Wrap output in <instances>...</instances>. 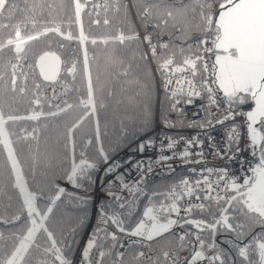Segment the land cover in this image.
Returning <instances> with one entry per match:
<instances>
[{"label": "snow or ice", "instance_id": "6c2138e0", "mask_svg": "<svg viewBox=\"0 0 264 264\" xmlns=\"http://www.w3.org/2000/svg\"><path fill=\"white\" fill-rule=\"evenodd\" d=\"M24 4L25 7L21 9L15 0H0V17L5 12L10 14L9 19L15 12L25 13V19L14 25L0 23V29H11L7 38L0 39V148L6 153L11 187L16 190L21 201L19 210L11 216L0 214V224L8 227V235L0 230V264H73L70 257L76 244L77 229H62L57 236L47 225V221L57 201L64 195L78 202L76 207L84 212L86 218L91 197L66 193L65 188L56 185L54 195L49 196L44 209H40L37 200H44V197L29 190L12 139L16 133L9 130V125L22 120L39 121L41 117H57L75 108L82 109V114L70 125H65V159L71 161L65 172L66 179L73 187L87 191L95 184L94 173L104 164L106 167L103 168L104 176L101 177V190L108 198L97 207L98 223L81 252V264H104V257L110 254V250H104V242L109 239L112 241L111 248H115L117 244L125 247L116 232L108 231L109 225L114 226L119 233L140 238L131 240L129 247L162 238L165 234L172 233L176 227L195 229L196 231H185L177 236L180 243L174 252H163L166 264H264V0H189L188 3L176 0L171 5H164V0L157 3L132 0L131 4L112 0L113 9L119 13L122 8L125 17L131 9H135L145 30L149 23L157 19L163 6L165 18L153 23L154 29H161L158 33L161 36L164 34L162 26L167 27L170 20L173 21L174 28L188 36L192 30L188 20L189 12L199 17L195 30L201 35L186 48L177 47L170 42H153V33L146 31L143 42L148 51L134 53L127 62L116 50L106 53L105 60L109 66H124L127 63V67H123V71L119 73L126 77L131 75L132 61L137 55L140 60L147 62L151 59L156 63V71L164 90V98L160 102V117L166 128H174L177 123H183L186 118L185 106H195L196 111L192 116L199 117L188 126L200 128L203 139L198 135L186 140L181 151H177L179 141L170 136H164L159 146L153 138L142 140L137 150L142 154L146 149L155 148L158 156L135 162L131 157L124 161L113 157L128 140L138 133L148 131L152 126L150 84L141 85L139 80L130 81L141 88V92L128 98V104L136 110L130 117L133 123L130 127L121 128L111 151L99 144L95 159H90L87 150L93 141L87 139L79 145L77 157L76 130L85 119L95 117L97 113V90L93 84L87 48H83L82 61L86 98H80L77 104L61 99L53 86L60 77L62 64L67 76L75 80L77 61L71 59V54L68 61H62L55 51H43L36 56L34 63L25 62L28 58L26 45L49 34L61 38L57 41L61 49L65 48L63 41H76L81 46L87 43L123 46L127 42L140 41V34L136 31L126 34L122 30L101 38H90L85 34L82 14L88 9L87 14H95L96 17L92 23L99 25L100 10L103 9L106 13L109 9L107 0L103 4L95 0H71L70 9L65 6L64 0H24ZM37 15L42 19L38 21ZM38 23L41 25L39 30L23 34L28 24L36 29ZM110 23L109 19H103L105 26ZM73 25L78 26V34L72 31ZM193 47L195 52H192ZM5 50L11 54L7 61L3 60ZM178 54L182 57L180 63L176 62ZM26 68L34 74L35 69H38V76L42 78L39 82L33 79L31 89L27 83L29 73ZM188 72L191 77L185 75ZM96 79L99 81L98 76ZM174 81L176 86L172 87ZM45 82L48 86H53L51 98L44 95ZM29 91V103L33 106L30 114H14L13 104L19 103V99L26 97ZM69 91L71 89L65 86L61 96ZM197 99L201 101L199 105H196ZM53 100H60V103L53 104ZM45 103L55 110L45 113L42 110ZM242 105H250V110L244 111ZM99 107H104L102 101ZM170 113L176 114L177 121L169 119ZM236 117H243V122H236ZM229 121L231 123L226 125ZM217 125L229 129L224 131L220 139L213 134L217 131ZM242 128L246 130L249 141L243 146ZM95 129V139L99 142L98 120L95 121ZM37 135L36 128L20 129L22 140L36 139ZM165 140L167 144L164 143ZM206 142L207 153L204 151ZM193 147L199 150L193 153ZM166 150L171 154L165 155ZM245 152L249 153V157L244 156ZM193 155L198 158L193 160ZM206 155L223 160L224 165L199 170L190 168L188 171L196 174V179L182 177L171 182L165 191H160L155 185L149 188L148 177L154 172V166H163V170L174 173L175 168L168 161L178 157L184 165L207 164ZM233 163L239 165L242 183L238 182L240 177L233 174L230 167ZM126 164L131 167L125 168L123 172L119 171ZM133 170L137 177L133 180L126 179ZM108 176L113 178L104 183ZM117 187L118 191H115ZM124 192L128 195H123ZM6 195L11 201L12 197L0 185V199ZM142 197H147L142 215L135 227L128 230L125 223ZM185 198L187 202L181 204ZM181 212L184 213L183 216ZM193 213H199L201 218H192ZM80 223H83V219ZM205 232L210 237L208 242L204 239ZM41 233L44 236L43 243L38 240ZM218 234H226L223 241L226 248H221L216 243ZM189 236L194 240L186 244ZM148 247L151 251L150 243ZM186 251H190V257L181 256ZM124 255V252L116 253L119 264H123ZM141 258H146L150 264H159L158 257L153 259L142 251L133 256L136 261Z\"/></svg>", "mask_w": 264, "mask_h": 264}, {"label": "trees", "instance_id": "16d2710c", "mask_svg": "<svg viewBox=\"0 0 264 264\" xmlns=\"http://www.w3.org/2000/svg\"><path fill=\"white\" fill-rule=\"evenodd\" d=\"M21 9L25 7L24 0H15ZM95 2L103 4L105 0H95ZM109 4V9L105 13L103 9L100 10L99 18L101 23L99 25L92 23L96 18L95 14L89 16L87 14L88 9L82 14V23L85 34L91 37L101 38L106 36H111L116 34L118 30L124 31L126 34L131 31H140L142 36L145 35L146 31L153 33L154 42L157 40L161 42H170L171 44L177 47H187L188 44L194 43L196 37L200 36L201 33L195 30V25L199 23L198 15H195L189 12L188 20L190 21L191 32L188 36H184L177 28H174L173 21H169L167 27L162 26L164 32L163 36L165 38L160 40L158 33L161 29H154L153 23L159 22V19L165 18V8L162 6L159 10L157 19L153 23L151 30H145L139 18L136 16L135 9H131L128 16L125 17L124 11L121 8V11L117 13L111 6L112 0H107ZM123 2H128L131 4L132 0H122ZM150 2L157 3L159 0H150ZM176 0H164V5H171L175 3ZM185 3H188L189 0H184ZM65 6L70 9L71 0H64ZM198 11V9H197ZM9 13L5 12L3 17H0V23L6 24H16L25 19V13L15 12L12 14V18L9 19ZM37 20L42 19L37 15ZM47 18L46 16L44 17ZM66 20V15L63 16ZM107 18L110 20V24L105 26L103 24V19ZM41 25L38 23L36 29H33L31 24H28L27 28L24 29L23 34H28L33 31L39 30ZM72 31L75 34H78V26L73 25ZM11 32V29L4 28L0 29V39H5ZM60 37L55 36L54 34H49L47 36L41 37L38 40L31 41L26 45V50L28 52L27 63H34L36 56L43 51H55L58 55L61 56L62 61H68L71 54V59L77 61V73L76 78L73 81L71 77L63 71L64 65H61L62 71L58 81L53 85L57 87L56 94L60 96L61 99H67L70 103L77 104L80 98H86V83L83 79L82 74V61H83V48H87L90 68L93 77V84L96 88V98H97V113L95 117H90L85 119L80 127L76 130L75 137L77 141V150L76 155L79 156V145H82L87 139L93 141L92 145L89 146L87 150V155L90 159H95L96 157V148L99 144H102L106 150L111 151L112 145L114 144L117 136L120 134L122 127H130L132 125V120L130 117L135 114V109H133L128 104V98L134 96L137 93L141 92V88L136 84L130 83V81L139 80L141 85L150 84L152 86V100L151 107L153 112V122L150 129L143 133H138L137 136L128 140L120 148L123 149L127 145L131 144L137 137L149 133L153 128V123L155 117L161 121L160 113L161 107L160 102L164 98V90L161 84V79L159 73L156 71V63L149 59L147 62L137 58L132 61L131 75L122 76L119 75L123 71V67H127V63L124 66L116 65L109 66L106 64L105 56L106 53L116 50L121 54L122 58L127 62L132 59L134 53L146 52L148 51L146 43L140 41L127 42L125 45L121 46L119 44H109L103 45L98 43L97 45H92L90 43L85 44L84 46L79 45L76 41L68 42L63 41L65 48L61 49L57 41L60 40ZM51 42V43H49ZM196 49L193 47L192 52H195ZM187 54V53H186ZM11 54L5 50L3 60L7 61ZM182 57L178 54L176 56V62L180 63ZM15 62V61H13ZM28 71V85L31 89L33 79L37 82L41 80L38 76V72L35 69V74L32 70L25 69ZM97 76L99 81H97ZM7 79V77H6ZM199 80V76H197ZM53 86H48V83L45 82L44 95L51 98L53 95L48 93V90L52 91ZM71 89L66 95H62L64 87ZM78 90V91H77ZM111 93V95H109ZM31 99V92L27 94L26 97L19 99V103L13 104L14 114L17 115H28L30 114L33 106L29 103ZM143 99V96H141ZM100 101L103 102L104 107H99ZM53 104L60 103V100H53ZM250 105H242L241 108L246 110ZM45 113L49 111H54L55 108H50L47 103L44 104L43 109ZM82 114V109L75 108L69 113L61 114L57 117H41L39 121H30L22 120L17 122L15 125H9V130L16 133L12 136L14 141V147L18 159L20 160L25 178L29 185V190L38 193L44 197V200H37L38 207L44 209L45 202L47 198L55 193V186L65 188L66 193H76L80 196H90L91 200L87 205L86 209V218L83 211H81L77 205V201L70 199L67 195L61 197L60 201H57L56 206L54 207L53 213L50 214L47 225L51 230L56 232L59 236L61 230H69L71 228H76V244L73 248L71 254V260L74 259L76 252L78 250L79 244L81 241L88 240L90 233L96 228L98 223L99 213L97 208L93 214L92 222V206L93 199L91 190L94 185H91L87 191L80 188H75L73 185L66 179L65 172L70 167V159H65V125H70L75 119ZM172 121H177V116L174 113L173 119L169 117ZM99 121L100 125V139L99 142L96 141V129L95 121ZM189 122L184 119L183 123H177L176 127H185L188 126ZM27 128L31 130L32 128L37 129L36 139H31L28 141L22 140L20 138V129ZM119 150V151H120ZM118 151V152H119ZM117 152V153H118ZM116 153V154H117ZM102 165V164H101ZM188 171L186 169H176L174 173L164 172L161 177L148 180L149 188H152L154 185L159 187L160 191H165L168 188V185L173 181H178L182 177L187 176ZM98 171L94 173V180H97ZM101 178L99 179V181ZM0 185L4 186V190L8 195L12 197L11 201L8 200L7 195L0 199V214H4L6 217L11 216L13 213L17 212L20 208L21 201L18 198L16 190L11 187V176L9 165L6 160V153L3 152L0 148ZM128 195V194H127ZM125 195V196H127ZM107 197H102L101 201H107ZM147 201V197H142L138 201L137 207L133 210L132 215L128 218L125 223V227L128 230H131L135 227L136 222L140 219L144 205ZM97 205V207H98ZM199 219L201 218L199 213H193V217ZM83 219V223H80V220ZM23 220V215H22ZM0 230L5 232V235H8V227L0 224ZM186 231H196L195 229L185 227ZM109 232H116L117 236L120 239V234L118 230L112 226H108ZM258 231V229H257ZM204 239L206 242L210 240L209 234L205 232ZM178 234L172 230V233L165 234L162 238H157L152 242H149L153 249V259L159 258V264H166L163 252L169 251L173 252L177 249L179 245V240L177 239ZM190 237V236H189ZM189 237L186 238L185 243ZM226 238V234H218L216 236V243L221 248H226L227 245L223 243ZM230 238V237H229ZM39 242H44L43 233L38 235ZM112 241L109 239L104 242V250L110 254L104 257V264H119V261L115 259L116 248H111ZM130 244V243H129ZM129 244L125 250V255L123 257V264H150L147 259H140L138 261L133 260L138 246L137 244L134 247H129ZM95 252V250H94ZM73 264L76 263L75 261Z\"/></svg>", "mask_w": 264, "mask_h": 264}, {"label": "built area", "instance_id": "2783aa9c", "mask_svg": "<svg viewBox=\"0 0 264 264\" xmlns=\"http://www.w3.org/2000/svg\"><path fill=\"white\" fill-rule=\"evenodd\" d=\"M151 29H152V25L149 24L146 30H151ZM137 32L140 34L141 40L143 42V36H142L141 32L139 30ZM158 38L160 40H163L165 38V36L162 35V36H159ZM153 42H154V39H153ZM185 75L191 77V73L190 72L185 73ZM198 81L199 80L197 79V82ZM175 86L176 85H175V81H174L172 87H175ZM185 87H186V85H185ZM55 89H57V87ZM48 93L51 95L52 91L48 90ZM200 103H201V101L199 99H197L196 100V105H199ZM184 111L186 113V118L185 119L189 123L192 122L193 120H198L199 119V117H193L192 116V113L194 111H196L195 106H193V105L185 106ZM213 111H215V109H213ZM169 117L171 119H173L174 113H170ZM243 120H244L243 117H236V122H238V123H242ZM230 123H231L230 121L226 122V125L230 124ZM216 127H217V131H215L213 134L216 136L217 139L221 138V136L223 135L224 131L229 130V129H226V128H221V126H219V125H217ZM198 135L200 136L201 139H203L202 130L200 128H198V127L185 126V127L166 128L164 126L163 122L159 121L155 117L152 130L149 133H147V134H143V135L137 137L131 144L127 145L126 147L121 149L117 154H115L113 159H118V160L124 161V160H127L129 157H131L133 162H135L137 160H140V159H143V158H147V157H151L152 159H155L158 156V152H157V150L155 148L146 149L144 151V153H142V154L137 150L138 145H139V143L142 140L153 138V139L156 140L157 146H159V144L161 142V139L164 136H170L173 139H176V140L179 141V143L177 145V151H181V150H183V147H184V144H185L186 140L191 139L192 137H196ZM241 136H242V145L241 146H243L244 143H248L249 142L247 140V137H246V130L243 129V128L241 129ZM181 137H183L184 139H181ZM164 143L167 144V140H165ZM198 150L199 149L196 148V147L192 148V152L193 153H195ZM204 151H205V153L208 152L207 142L204 145ZM164 154L165 155H170L171 152L166 150ZM244 156L245 157H249V153L245 152ZM197 158L198 157H196L195 155L192 156L193 160H195ZM205 159L208 162L207 164H187V165H184L183 162L178 157L173 159V160H171V161H168V163L172 164L173 167L175 168V170L176 169H186L187 171L190 168H196V169L199 170V169H201L203 167H213V166L220 167V166L224 165V161L223 160L214 159L211 155H206ZM104 167H106V165H104V164L100 165L99 170H98L97 180L95 181V185H94L93 189L91 190L92 199H93V206H92V214H91L90 223L92 222V217H93V214H94V212H95V210L97 208L99 200L102 197H106L104 195V192L101 190V180L99 181V179L102 176H104V173H103V168ZM129 167H131V166L126 164L119 171L123 172L125 168H129ZM230 167L233 169V174L234 175L239 176V177L241 176L238 164L233 163V164L230 165ZM245 167H247V165H245ZM164 172H167V171L163 170V166H154V172L148 177V180L157 179V178L161 177V175ZM136 177H137V173L133 170L130 173V175H128L126 177V179L133 180ZM186 177H188L190 180H194V179L197 178V175L188 171V174H187ZM112 178H113V176L106 177L105 180H104V183H106L107 180L112 179ZM114 190L118 191V187L116 189H114ZM127 194H128L127 192L123 193V195H127ZM186 202H187V198H185V200L181 201V204H184ZM181 215L183 216L184 213L181 212ZM173 218H175V216H173ZM173 231H175L179 235V234L185 232L186 230H185V228L176 227V228L173 229ZM131 240H140V238H138V237H129L125 233H121L120 234V241L123 242L125 247L122 248V247L119 246V244L117 245L116 252H115V259L116 260H118V258L116 256V253L117 252H125L128 244L130 243ZM192 240H194V238L190 236L189 239L187 240L186 244H188V242L192 241ZM148 245H149V242L137 243L138 250H137L135 255H137L139 252L142 251V252H145L147 255L152 256L153 255V249H151V251H149ZM192 246H194V245H192ZM171 252H173V250ZM181 256H189L190 257V251L182 252ZM142 259H146V258H142ZM75 260H76L77 263L81 264V257L80 256L77 255ZM200 264H206V262H200Z\"/></svg>", "mask_w": 264, "mask_h": 264}, {"label": "rangeland", "instance_id": "374dc122", "mask_svg": "<svg viewBox=\"0 0 264 264\" xmlns=\"http://www.w3.org/2000/svg\"><path fill=\"white\" fill-rule=\"evenodd\" d=\"M248 110H250V106H249V108H247V109L244 110V111H248ZM238 182H239V183H242V182H243V176H240V179H239ZM86 242H87V239L84 240V241L82 242L81 246H80V249H79V254H80V255H81V252H82V250H83V248H84Z\"/></svg>", "mask_w": 264, "mask_h": 264}, {"label": "water", "instance_id": "95a60500", "mask_svg": "<svg viewBox=\"0 0 264 264\" xmlns=\"http://www.w3.org/2000/svg\"><path fill=\"white\" fill-rule=\"evenodd\" d=\"M37 70V72L39 71L38 69H36ZM42 79V78H41Z\"/></svg>", "mask_w": 264, "mask_h": 264}]
</instances>
